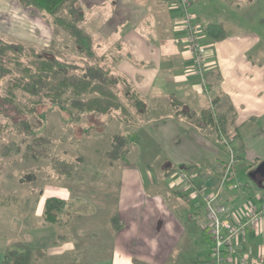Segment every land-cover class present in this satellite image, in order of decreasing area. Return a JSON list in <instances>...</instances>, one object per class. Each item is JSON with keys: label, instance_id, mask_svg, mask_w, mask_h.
I'll use <instances>...</instances> for the list:
<instances>
[{"label": "crops", "instance_id": "1", "mask_svg": "<svg viewBox=\"0 0 264 264\" xmlns=\"http://www.w3.org/2000/svg\"><path fill=\"white\" fill-rule=\"evenodd\" d=\"M77 1L96 54L105 55L113 74L137 92L145 113L138 117L129 109L132 125L122 128L110 122L102 134L111 142L122 131L129 144L117 168L107 158L110 169L90 177L101 185L114 179L115 200L112 206L103 204L112 213L103 220L92 208H82L81 214L75 212L84 218L72 224L70 213L63 211L59 226L58 219L43 224L48 198H59L68 203L63 209H72L66 190L60 189L59 196L30 185L12 187L11 205L6 206L10 216L0 204V264L11 242L41 253L30 264H66L69 254L76 260L70 264H213L201 201L179 173L192 167L209 190L219 184L227 154L203 119L211 99L216 116L237 137L236 177H248L240 190L231 189L228 181L220 201L234 213L233 220L247 201L257 208L264 205V43L256 32L243 30L254 18L244 13V0H188L193 36L203 56L200 72L194 73L176 0ZM209 23L221 24L226 37L215 41L207 36ZM116 215L121 225L117 232ZM70 234L75 242L68 239ZM83 242L98 246L92 255L81 256L87 261L77 262L82 252L76 245ZM237 249L236 261L226 264H264V212L238 238Z\"/></svg>", "mask_w": 264, "mask_h": 264}, {"label": "trees", "instance_id": "2", "mask_svg": "<svg viewBox=\"0 0 264 264\" xmlns=\"http://www.w3.org/2000/svg\"><path fill=\"white\" fill-rule=\"evenodd\" d=\"M16 3L23 9L41 14L50 23L55 37L66 36L71 47L65 46L64 49L71 48L74 54L59 49L55 42L38 48L0 39L1 116L8 119L9 110L5 106H10L18 115L23 114L15 104L17 93L21 92L27 97L23 112L35 114L36 107L45 106L55 110L72 130L74 142H79L101 136L110 122H117L124 128L133 124V113L138 117L144 115V105L137 92L124 78L113 74L105 55L96 54L95 40L84 25V12L77 0H16ZM204 31L215 41L226 37L219 23L207 24ZM203 119L217 135L210 111L203 113ZM8 121L12 122L11 119ZM217 122L226 133L228 130L220 116H217ZM24 128L27 131L29 126L25 124ZM15 129L19 131L21 128L15 125ZM126 139V134L121 131L109 143L106 156L113 169L129 151ZM169 169L165 171L170 173ZM182 170L187 173L194 171L192 167ZM171 172L175 169L172 168ZM193 182L197 189L204 184L197 174ZM65 205L68 203L59 198H48L43 211L45 222L55 223ZM113 223L117 224L116 232L120 230L117 215L113 217ZM40 254L33 253L23 243L11 242L4 251L2 264H30L33 256Z\"/></svg>", "mask_w": 264, "mask_h": 264}, {"label": "rangeland", "instance_id": "3", "mask_svg": "<svg viewBox=\"0 0 264 264\" xmlns=\"http://www.w3.org/2000/svg\"><path fill=\"white\" fill-rule=\"evenodd\" d=\"M244 1V13L249 12L248 17L254 19L245 22L243 30L256 32L264 43V0ZM0 39L38 48L47 47L51 42H55L59 49L74 54L71 48L64 49L65 46H70L66 36L55 37L52 34L50 23L41 14L19 7L16 0H0ZM26 98L21 92L17 93L15 104L23 114L18 115L10 106H5L9 110L8 119L0 115V129H2L0 131V183H3L5 190L3 193V187L0 188V204L5 206V211L8 210L6 206L11 205L12 187L27 188L26 185H30L29 187L34 191L39 189L45 192L46 190L45 195L57 194L59 196L62 190H66L64 197L68 199L72 209L62 208L57 217L58 226L61 220L65 219L63 211L70 213L68 221L72 224L84 218L76 215V212L81 214L82 208L86 211L93 209L94 214H100V219L105 220L107 214L112 212L111 209L104 208L103 204L112 206L115 200V181L114 179L105 180L104 185H101L92 181L90 177L94 174L98 175L100 171L110 169L109 165H106L109 136L93 135L94 137L83 141L85 144L80 141L74 142L72 130L66 125L65 120H61V116L55 110L45 106L36 107L35 114L23 112ZM214 112L216 114V111ZM9 119L12 122H9ZM25 124L29 126L27 131L24 128ZM15 125L21 129L17 131ZM85 137L86 135H83V138ZM247 179V174L244 173L240 181L243 183ZM16 181H19L20 185L15 183ZM95 189H97L96 193L93 192ZM7 215L10 216L9 210L5 216ZM42 222L47 223L44 218ZM100 230H102L100 235H104V229ZM68 239L75 242L74 235L70 234ZM97 246L87 242L78 243L76 247L81 249L82 253L77 254V259H79L77 262L87 261L81 256L85 258V256L92 255V249ZM67 256L68 260L64 263L70 264L76 261L72 259L73 254Z\"/></svg>", "mask_w": 264, "mask_h": 264}, {"label": "built area", "instance_id": "4", "mask_svg": "<svg viewBox=\"0 0 264 264\" xmlns=\"http://www.w3.org/2000/svg\"><path fill=\"white\" fill-rule=\"evenodd\" d=\"M176 4L182 13L181 28L187 36V48L192 57V69L194 73H199L203 62L202 49L198 47L193 36V20L194 17L189 13L190 3L188 0H176ZM209 109L217 128V135L221 145L226 150L227 159L222 171L219 184L216 189L209 190L204 185L197 189L194 186L196 174L194 172L187 173L185 171L179 173V179L183 181L187 189L192 191V196L200 199L203 207L206 227L212 239L213 264H226L227 262L236 261L238 252V238L246 229L254 225L264 212V205L257 208L250 201H247L240 207L236 220L232 219V214L228 208L221 203V190L223 186L230 181L231 189L240 190L244 188V184L236 177V165L238 160V152L236 148V135L231 131L226 133L218 126L217 116L214 112V105L209 99Z\"/></svg>", "mask_w": 264, "mask_h": 264}, {"label": "water", "instance_id": "5", "mask_svg": "<svg viewBox=\"0 0 264 264\" xmlns=\"http://www.w3.org/2000/svg\"><path fill=\"white\" fill-rule=\"evenodd\" d=\"M262 167H259V169H261Z\"/></svg>", "mask_w": 264, "mask_h": 264}]
</instances>
